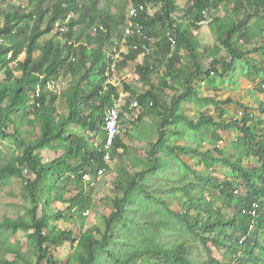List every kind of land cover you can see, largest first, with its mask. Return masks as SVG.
<instances>
[{
	"label": "trees",
	"instance_id": "1",
	"mask_svg": "<svg viewBox=\"0 0 264 264\" xmlns=\"http://www.w3.org/2000/svg\"><path fill=\"white\" fill-rule=\"evenodd\" d=\"M22 1L0 0V154L8 144H15L16 151L8 161L0 155V186L22 178L31 206L26 215L0 220V264H148L149 257L159 264H264V256L257 254L264 251V101L258 98V107L252 108L230 94H201L195 86L197 79L231 76L237 60L257 69L258 62L249 55L264 53V0H188L184 7L179 0H131L160 7L156 15L146 12L137 18L149 38H160L136 66L140 82L149 88L140 92L137 85L124 84L140 101L143 112L137 121L143 115L157 119V137L147 152L149 160L117 137L112 159L121 160L120 173L130 174L115 179L102 225L90 224V214H85L98 204L90 186L95 182L85 175L98 176L109 163L104 118L120 92L109 81L114 58L108 53L116 47L114 36L123 39L127 15H115L100 0ZM222 10H228L224 18L218 15ZM178 11L184 15L177 16ZM207 11L215 16L209 25L230 59H214L205 67L208 55L197 32ZM56 25L66 27L59 30L63 36L53 33ZM77 25L84 28L74 34ZM169 31L176 38L175 48ZM254 39L263 41L262 46L245 49ZM136 42L138 37L129 38V52L119 69L144 53L142 47H131ZM181 51L187 64L178 66ZM63 68L72 73L69 89H49L50 80L64 81ZM158 72L160 86L152 80ZM173 83L183 86L182 92L169 95ZM258 89L264 91L261 85ZM204 105L213 106L217 115L204 111ZM71 127L96 132L102 142L93 144L91 136ZM234 128L238 135L226 149L220 143ZM54 144L63 153L49 158L44 152ZM219 163L234 177L214 175ZM65 178L74 182L68 198L53 192L68 186ZM215 192L222 196L220 205L212 199ZM56 200L70 202L69 210H75L78 238L76 230L58 226L66 215L63 209L48 207ZM19 231L29 240L33 263L11 239ZM65 242L71 243L72 252L63 262L56 253ZM230 250L239 255L230 256Z\"/></svg>",
	"mask_w": 264,
	"mask_h": 264
},
{
	"label": "rangeland",
	"instance_id": "2",
	"mask_svg": "<svg viewBox=\"0 0 264 264\" xmlns=\"http://www.w3.org/2000/svg\"><path fill=\"white\" fill-rule=\"evenodd\" d=\"M9 2H15V0H8ZM27 0H24L22 2H26ZM188 0H179L180 4L184 7L188 5ZM101 5H106L108 8H110L112 10V12L116 15L118 12H123L126 13V15H128V9L130 8L131 5H133L131 0H100ZM232 6H230L229 9H231L233 7V1L231 2ZM159 5H155V4H151V9L149 10L148 13L156 15L157 12L159 11ZM228 10L225 11H220V13H218V15L222 18L225 17V15H227ZM177 16H183L184 15V11H178L177 13H175ZM128 20V19H127ZM127 20L126 23L127 24ZM2 23V16L0 15V25ZM124 25V29H125ZM63 26H58L56 25V28L54 30V34H59L61 36H63L59 30H61L60 28ZM64 28L66 29V27L64 26ZM82 28H84L83 25H77L76 27H74V34H76L79 30H81ZM62 31V30H61ZM64 32V31H63ZM198 38L201 42V46L204 49V52L208 55H206V60L204 61V66L207 67L210 65L211 61H213L214 59L217 60H222V61H229L230 56L228 54V52L224 49V47L222 46V44L218 41L217 39V35L212 31V26L211 25H207V26H201L199 32H197ZM53 34H48L44 37V39H48L50 37H52ZM60 36V37H61ZM62 38V37H61ZM153 47L156 48V42L160 39L158 37H153ZM64 40V39H63ZM116 42H119V38L114 36L113 39ZM260 44H263V42L257 43L256 40L254 39L252 41V43L250 44H245L243 45L245 49H253L255 46H261ZM125 47V48H124ZM130 45H124V44H116L117 49H126V51H123L124 53H122V55L120 56V53H118V59L119 62H121L122 58H125L127 53V48H129ZM112 48V47H111ZM263 52H261L260 54H258L257 52H255L252 55H249V57L252 59L253 62H258V64H256L258 67L257 69L254 67L249 68L248 67V63L241 61V60H237V65L235 64L233 67V72L231 74V76L227 77H218L215 75H212L211 77H209L208 79H206L205 81H199L197 79L195 86L198 87V90L201 94L204 95H211V96H215L216 98H220L221 96H227V95H232L235 97V99L240 100L241 102H246L247 104H250L252 108H257L258 106V98L261 101H264V91L261 89H258L259 85L262 86V88H264V73L262 74V71L260 72L259 75V71L260 69L264 70V55L262 54ZM109 56H113V51L112 53H108ZM24 55V54H23ZM181 56L182 58L178 61L177 65L180 66L182 64H187V59H186V52L185 51H181ZM10 57V55L8 56V58ZM143 57V55L140 56V58ZM117 58V57H116ZM136 63L137 62H131V63H126L123 64V67L121 68V72L119 71H114L111 73V75H113V80L112 81H121L120 86L127 81H124L126 78L128 80V74L133 75L134 76H138L137 75V71H136ZM254 64V63H253ZM62 80H64L66 82L65 84V88L64 90H68L69 86L67 84V82H71L72 81V73L66 71L65 68H63L62 71ZM19 74V73H18ZM3 71H0V78L3 79ZM116 75H118V79H116ZM159 75L160 72L156 73L153 75V81L154 83H156L158 86H160V80H159ZM231 77V81H227L230 80ZM116 80H115V79ZM135 79V78H134ZM136 79V82H134L138 87H139V91L144 92L146 90V88H149V85H144L141 82H139L140 80ZM130 81V80H129ZM178 82V81H177ZM214 84V85H211ZM135 85V86H136ZM173 88L170 90V93H178V92H182L183 90V86H180L177 83H173ZM33 94V92H32ZM170 95V94H169ZM125 98L122 97V101L123 102H127L128 103V96H125ZM257 100V101H256ZM60 105H62L61 103H63V100H59ZM195 103H197L196 101H194ZM60 110L62 111H66L65 107H60ZM203 110L204 111H209L211 112V114L215 113L217 115V112L214 110L213 106H207L204 105L203 106ZM143 110L140 112V115L142 114ZM254 113H256L258 116L261 115V112L257 111V110H253ZM264 116V115H262ZM141 117V116H140ZM157 119H154L151 115H143V117L141 118L140 121H136L134 124L128 120H125V122L123 123V133L121 134L124 142H126V144L129 145V147H131V151L134 153L136 151V153L142 157L143 159L149 160V156H148V151L150 149V145L152 140H155L157 135H156V121ZM72 129H74L75 132L79 133L80 135L86 137V136H91L92 138H90L93 141V144H98L102 142V138L101 136L98 135V133L96 132H88L86 130H84L81 127H71ZM225 135V140L222 141L220 144L226 148H232L231 147V139H234L237 137L238 132L235 130V128L231 131V133L226 134ZM91 141V142H92ZM210 142H208L206 145H204L203 148H207ZM24 151L30 150L29 147H24L23 148ZM122 148L120 149V152H122ZM15 144H8V146H6L3 149V153H1V158L3 159V161H8L11 160L13 157V154L15 153ZM45 155L47 157H49L50 155H52L53 157H58L59 155H61L63 153V150L59 149V147H57L55 144L54 145H50L46 150H45ZM51 158V156L49 157ZM47 160H49L47 158ZM251 160V164H252ZM121 160H119V158L116 159H112L108 165H110V168L107 171H104V173L100 174L99 176L96 175H91L90 177L92 178V181L95 182L94 184L90 185L94 187V194L96 196V201H97V209H92L90 211V220L88 221L90 224H99L102 225V217L109 213L110 211V207L105 205V199L107 195H110L112 193V188H113V183L115 181V179L117 177H123L125 179L129 178V172L126 173H120L119 166L121 165ZM19 166L22 165V162H19L18 164ZM204 171H207L208 165L206 163H204ZM213 174L218 176L220 179H225L226 177L230 176L231 178L234 177L233 173L228 171V168L225 167L224 164L219 163L216 165V169L213 170ZM90 178V179H91ZM67 180V184L68 186H63L61 185L60 187H57L53 190V192L55 194H64L67 198L71 195V193H73V181L65 178ZM89 180V179H86ZM90 186L87 189V192L90 193L92 192V189L90 188ZM70 187V188H69ZM23 191H24V180L20 177H13L11 178V181L8 182L6 185L4 186H0V220H2L5 216H9L12 218H17L18 216H23L26 215V211H27V207L31 206L30 201L24 197L23 195ZM211 196V195H210ZM212 199L216 200V202L218 203V205H220L222 203V196L218 193L215 192L212 195ZM70 202H66L63 203L59 200L54 201L53 203H50L48 205V207L54 210L57 209H63L64 213L66 215V219H63L62 221L58 222V226L60 228H65V229H74L76 230V238H78L79 232L78 229L79 225L77 223V219L76 216H74L75 210L71 211L69 210V206ZM38 217L41 218L42 217V205L40 204L39 207V212H38ZM88 224V225H90ZM89 227V226H88ZM87 228V227H86ZM12 241L16 242L17 247L24 252V254L26 256H29L30 258V262L33 263L35 262V256L32 254V249L31 246L29 244V240L27 238V236L25 235L24 231H19L17 233V235L12 236L11 237ZM202 249V247H201ZM72 252V248H71V243L70 242H65L64 244L60 245L57 249V253H56V257L58 259H60L63 262H66L67 259L69 258V255ZM227 252V250H226ZM230 254V256H236L239 255V252L234 251V250H230L228 252ZM257 254L259 256H264V251H257ZM214 255L220 259L223 260V256L220 252H218L217 250H215ZM8 258L10 260H14L16 259L15 254H8ZM20 263H22V260L19 259L18 260ZM147 263L148 264H159L156 263L152 257H149L147 259ZM24 264V262L22 263ZM161 264V263H160Z\"/></svg>",
	"mask_w": 264,
	"mask_h": 264
},
{
	"label": "built area",
	"instance_id": "3",
	"mask_svg": "<svg viewBox=\"0 0 264 264\" xmlns=\"http://www.w3.org/2000/svg\"><path fill=\"white\" fill-rule=\"evenodd\" d=\"M151 9V4L148 3H141L138 5H131L128 9V15H127V24L124 29V37L121 41L116 42V44H128L129 38H135L138 37L140 39V43L136 42L132 44L133 49H138L139 47H142L144 50V53H150L154 50V47L152 45L153 39L149 38L144 31V26L137 21V18L140 16L141 13L149 12ZM214 15L212 11L205 12L204 19L200 22L202 26H207L211 24L214 20ZM62 31H65L64 27L60 28ZM95 34V32H94ZM168 38L171 41L172 47L175 48L176 46V38L173 35L172 31H169L167 34ZM264 38V34L262 36ZM2 39L0 38V42ZM244 42V41H242ZM150 43V44H149ZM130 48V47H129ZM120 49L114 48L115 55H113L114 62L112 63V66L110 68L111 72H114L118 70V56ZM117 57V58H116ZM113 76V75H111ZM112 82V81H111ZM66 84L65 81L56 82L54 80H50L48 82L49 89L52 90H61L64 85ZM124 104L120 99L114 100V103L106 110L105 118H104V129L106 132V141L104 142V148H105V159L106 161L110 162L112 160V153L116 149V139L118 136H121L123 133V111ZM141 108L140 101L135 100L131 104L130 110L132 111L130 114H127L126 117L132 121H135L138 117L136 115V112ZM27 173V171H26ZM104 173V170H100L99 174ZM90 175H85V179H90ZM90 213V210H87L85 213L88 215Z\"/></svg>",
	"mask_w": 264,
	"mask_h": 264
},
{
	"label": "crops",
	"instance_id": "4",
	"mask_svg": "<svg viewBox=\"0 0 264 264\" xmlns=\"http://www.w3.org/2000/svg\"><path fill=\"white\" fill-rule=\"evenodd\" d=\"M263 42V41H262ZM261 46H262V44H260ZM125 48V47H124ZM129 50V48H127V53L129 52L128 51ZM123 51H126V49H120V51H119V53H120V56L122 55V53H124ZM261 52H258V54H260ZM263 55H264V53H262ZM113 55H115V52H113ZM118 55V54H117ZM127 55V54H126ZM141 55H143V57H141L140 58V56ZM140 56H139V59H137L135 62H137L136 63V66H137V64L138 63H142L143 62V58H144V54H141ZM126 57V56H125ZM119 58V57H118ZM125 59V58H124ZM129 63H131V62H129ZM117 71H119V72H121V69H119V67H118V70ZM138 75V74H137ZM128 80L126 79V78H123V79H125L124 81H127V82H124L121 86H120V84H121V81L120 82H118V81H112L113 80V76H110V80L109 81H112V83L114 84V85H116L117 87H118V89H119V92H120V100L122 101V97L123 98H125L126 99V97L125 96H128V103L127 102H123V104H124V107H126L125 109H124V111H125V114H124V116H123V123L125 122V120H128V121H130V122H132L133 124L139 119V117L142 115H140V112L142 111V109L140 108L139 110H138V112H136V115H137V119L135 120V121H132V120H130V119H128L127 117H126V115L127 114H130L132 111L130 110V107H131V104L133 103V101H135V100H138V97H135V98H133L132 97V91H131V89H128L127 90V88H126V85H124V84H129V85H133V84H135L134 82H136V79H138L139 80V75L138 76H134V78H133V75H131V74H128ZM116 77V79H118L119 80V78H118V75H116L115 76ZM115 79V78H114ZM115 79V80H116ZM130 80V81H129ZM137 80V81H138ZM140 82V81H139ZM136 85V84H135ZM146 89H148V88H146ZM168 92H169V94L170 95H172V93H170V90H167ZM140 92H142V91H140ZM139 94V93H138ZM123 107V108H124ZM91 133H93V132H91ZM126 143V142H125ZM128 145V144H127ZM146 160V159H145ZM110 168V165H108L107 166V168L104 170V171H107L108 169ZM91 175H94V174H91ZM90 175V176H91ZM100 175V174H99ZM98 175V176H99ZM97 176V175H96ZM89 180H92V178L91 179H89Z\"/></svg>",
	"mask_w": 264,
	"mask_h": 264
}]
</instances>
